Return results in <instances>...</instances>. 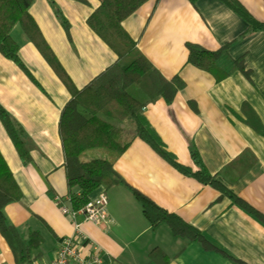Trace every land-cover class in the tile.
Returning <instances> with one entry per match:
<instances>
[{
    "label": "crops",
    "instance_id": "crops-1",
    "mask_svg": "<svg viewBox=\"0 0 264 264\" xmlns=\"http://www.w3.org/2000/svg\"><path fill=\"white\" fill-rule=\"evenodd\" d=\"M51 1L65 19L67 32L48 0H34L27 11L72 87L81 90L118 60L85 21L102 0ZM235 1L264 24V0ZM120 26L163 78L177 76L184 83L170 103L159 98L141 109L163 147L190 172L196 170L189 152L194 147L211 175L248 152L254 163L246 174L232 184L218 179L264 217V31L245 34L247 24L218 0H197L193 5L188 0H147ZM10 36L33 80L0 55V106L19 125L29 147V160L23 163L0 122V155L21 195L3 208V214L24 239L31 232L41 237L40 256L30 264H51L59 242L74 235L72 219L62 215L55 201L69 207L58 119L71 94L19 25ZM186 43L211 52L229 44L226 55L243 60L248 78L235 71L214 81L209 73L187 64ZM224 62L219 65L225 67ZM121 128L129 143L113 162L112 177L122 183L98 187L88 195L105 193L107 221L98 227L75 217L81 234L99 248L105 264H264V224L259 219L220 197L212 186L177 172L138 137L130 139L132 125L127 121ZM84 156L102 154L86 151ZM130 188L237 261L173 236L165 223L152 227ZM6 244L0 235V264H15Z\"/></svg>",
    "mask_w": 264,
    "mask_h": 264
},
{
    "label": "trees",
    "instance_id": "trees-1",
    "mask_svg": "<svg viewBox=\"0 0 264 264\" xmlns=\"http://www.w3.org/2000/svg\"><path fill=\"white\" fill-rule=\"evenodd\" d=\"M33 1L0 0V55L17 64L27 74L26 76L30 75L20 63L17 55L18 47L10 36L13 26L19 25L71 94V99H68L59 112L58 135L64 159L62 165L65 170L67 199L72 210L76 211L83 207L93 189L98 187L106 189L122 183L121 180L112 177V167L113 162L129 143V139L124 137L126 134L121 128V123L127 121L132 125L131 133L128 135L130 139L138 137L177 172L192 175L200 183L212 186L220 192V197L228 198L232 204L250 213L264 224V217L235 197L227 185L218 179V176L223 177L227 184H232L246 174L254 163V159L248 156V152L245 151L242 156L228 163L218 175H211L203 167L196 149L190 146V160L196 167L195 171L190 172L188 168L174 161L173 155L163 147L159 137L146 123L141 110L144 106L159 98L170 103L174 95L184 87L183 81L177 76L170 80L163 78L143 58L144 56L135 48L133 41L121 29L120 23L123 19L133 15L147 0H102L100 6L85 20L94 34L117 54L118 60L100 72L81 90L72 87L71 81L64 74V70L33 23L27 11ZM188 1L193 5L197 0ZM218 1L247 24L245 34L264 31V24L255 21L235 0ZM48 2L58 22L67 32V23L60 11L51 0ZM228 46L229 44H225L211 52L198 45L186 43V62L195 69L209 73L216 82L226 79L235 71L241 72L248 78L247 71L242 67L243 60H232L226 55ZM221 60L226 62L225 67L219 65ZM0 122L19 158L23 163H27L29 160L27 139L19 125L1 106ZM247 124L253 130H261L250 120ZM86 151H98L102 156L85 159ZM130 190L141 205L142 214L152 227L165 223L173 236L186 238L205 251L219 252L226 258L237 261L213 246L201 233L186 225L181 219L155 206L140 191L132 188ZM19 192L9 168L0 155V235L6 241L15 264H30L40 256L38 249L42 242L41 237L38 233L31 232L24 239L13 226L7 223L3 214V208L7 204L19 201L21 196Z\"/></svg>",
    "mask_w": 264,
    "mask_h": 264
},
{
    "label": "built area",
    "instance_id": "built-area-1",
    "mask_svg": "<svg viewBox=\"0 0 264 264\" xmlns=\"http://www.w3.org/2000/svg\"><path fill=\"white\" fill-rule=\"evenodd\" d=\"M59 204L62 215H67L73 221L74 235L62 239L51 264H105L98 247L89 242L80 232L79 223L75 221L76 215L82 216V220L95 226H102L107 221V197L100 191L93 197H88L83 207L74 211L71 207Z\"/></svg>",
    "mask_w": 264,
    "mask_h": 264
}]
</instances>
